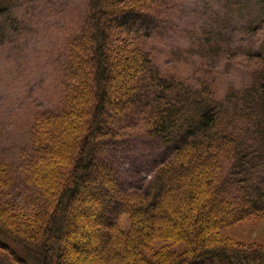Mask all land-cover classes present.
<instances>
[{"label": "rangeland", "instance_id": "rangeland-1", "mask_svg": "<svg viewBox=\"0 0 264 264\" xmlns=\"http://www.w3.org/2000/svg\"><path fill=\"white\" fill-rule=\"evenodd\" d=\"M148 3L147 11L154 17L152 35L140 38L139 47L147 51L148 67L158 75L194 86L211 85L217 98L225 100L233 89H245L253 72L264 69V0ZM0 7V218L26 227L36 223V214L53 194L55 177L37 174H44L46 166L54 174V166L66 164L59 147L73 138L68 127L75 118L71 100L76 98L71 56L77 54L85 61L90 53L85 40L93 30V4L92 0H0ZM111 30L119 36L131 33L115 25ZM124 105L118 113L112 104L100 122L101 129L116 135L94 143L88 158L97 170L69 198L70 245L58 257V264H114L109 260L114 253L121 261L131 260L126 264H162L167 258H174V264H187L182 257L190 244L179 229V234H163L152 228L153 239L137 245L136 251L131 245L122 246L123 238L119 246L112 243L114 226L127 232L136 228L131 234L135 241L133 233L139 225L134 219L146 215L148 223L158 228L172 214L163 200L152 209L156 215L126 207L129 199L146 197L147 187L172 163L175 153L165 149L161 139L150 136L151 123L142 108H132L128 101ZM63 122L67 124L60 128ZM37 138L56 147V156L33 165L28 158ZM217 161L216 174L229 180L234 174L231 160L220 152ZM258 180L264 188V168ZM220 193V225L212 231L224 242L263 248L264 198L258 208L241 211L242 200L235 203L236 208L228 204L233 192ZM187 213L196 218L194 210ZM0 252L9 253L4 245Z\"/></svg>", "mask_w": 264, "mask_h": 264}, {"label": "trees", "instance_id": "trees-1", "mask_svg": "<svg viewBox=\"0 0 264 264\" xmlns=\"http://www.w3.org/2000/svg\"><path fill=\"white\" fill-rule=\"evenodd\" d=\"M148 2L92 0L94 31L86 33L85 40L90 53L85 61L76 53V58L72 53L74 60L71 56L76 98L71 100L75 118L68 127L73 138L62 149L59 147L66 164L54 166V174L51 169L52 173L47 172L48 166L43 167L44 174H37L55 178L51 200L36 214L35 224L14 226L0 218V245L6 246L13 256L0 252V264L60 263L58 257L66 254L70 245L67 228L73 217L68 213L69 198L75 197L78 186L97 170L88 158L94 143L116 135L110 129H101L100 122L112 104L121 113L127 101L132 108L145 111L151 123L150 136L161 139L163 147L173 151L175 157L149 184L144 193L146 197L138 201L129 199L126 207L150 214L163 200L172 214L158 228L148 223L145 214L134 219V224L139 225L133 233L136 242L131 237L136 228L127 232L114 226L112 243L119 246L123 238L121 245H131L136 251L137 245L149 242L154 233L170 234L179 229L190 244L182 263L264 264V247L224 242L221 235L212 231L220 225L218 217L223 208L217 198L221 190L234 193L228 200L229 205L235 206L242 200L238 204L241 211L258 208L264 198V188L258 180V173L264 168V69L253 72L248 86L240 91L233 89L225 100L217 98L211 85L194 86L158 75L148 67L147 51L139 47L140 38L152 35L154 17L147 11ZM128 22L132 25H127ZM113 25L130 30V35L123 34L128 39L125 36L123 41V36L114 34ZM127 115L121 116L122 119ZM63 124L67 122L60 123L59 127ZM54 148L48 140L37 138L28 158L30 164L37 165L52 155L55 157ZM220 152L232 162V179L219 178L216 174ZM192 210L196 212L194 219L187 213ZM115 254L109 259L112 263H131V260L115 258ZM174 262V258H167L162 264Z\"/></svg>", "mask_w": 264, "mask_h": 264}]
</instances>
